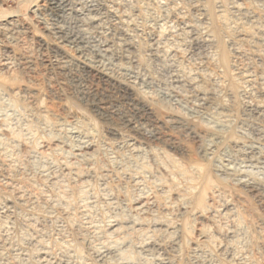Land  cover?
I'll use <instances>...</instances> for the list:
<instances>
[{"label": "rangeland", "instance_id": "obj_1", "mask_svg": "<svg viewBox=\"0 0 264 264\" xmlns=\"http://www.w3.org/2000/svg\"><path fill=\"white\" fill-rule=\"evenodd\" d=\"M58 1L0 0V264H264V204L239 192L264 189V0ZM79 63L178 148L105 119L92 103L125 99Z\"/></svg>", "mask_w": 264, "mask_h": 264}, {"label": "bare ground", "instance_id": "obj_2", "mask_svg": "<svg viewBox=\"0 0 264 264\" xmlns=\"http://www.w3.org/2000/svg\"><path fill=\"white\" fill-rule=\"evenodd\" d=\"M51 1V10L53 12V14L55 16L58 17V14L62 11L61 9V5L59 4L58 0H50ZM85 1V0H84ZM86 2V1H85ZM65 4V3H64ZM107 7V6H106ZM238 7V6H237ZM84 9V8H83ZM71 11V10H70ZM235 13V12H234ZM72 14V13H71ZM77 14V13H74ZM72 14V15H74ZM120 19V18H119ZM125 21V20H124ZM116 23V22H114ZM118 23V22H117ZM120 23V21H119ZM80 20L78 18V15H75L71 25H73L74 28L79 27L80 25ZM122 24V23H121ZM87 25H91V23H87ZM131 25V24H130ZM84 26V25H83ZM90 27V26H89ZM115 27V26H114ZM117 27V25H116ZM121 27V26H120ZM117 28V34L119 36L122 37V39H124V41L128 38V34L126 32V30H124L122 27ZM113 30V29H112ZM56 33L60 36V38H62V40L64 42H71L75 45H80L82 44V40L80 39V36L78 35H66L63 31L56 29L55 30ZM0 32L3 33L4 36L8 37V39L10 38L9 36L13 34L14 32V27H13V22L10 21H5V22H0ZM76 32V31H75ZM78 33V32H76ZM195 33V32H194ZM73 34V33H72ZM9 35V36H8ZM56 35V36H58ZM92 37V36H91ZM109 37V36H108ZM97 39V38H96ZM99 39V38H98ZM114 41V40H113ZM207 41V40H206ZM205 41V42H206ZM209 43V42H208ZM124 44V43H123ZM202 42H196V45H201ZM108 44L105 43L104 46H107ZM120 45V44H119ZM71 46V45H70ZM121 47V46H120ZM101 48V47H100ZM157 48V47H156ZM121 50V49H120ZM128 51V50H127ZM75 52V51H74ZM106 52V50L104 51ZM111 53V52H110ZM114 53V52H113ZM120 53V52H119ZM122 53V52H121ZM118 56V54H115ZM9 57V56H8ZM125 57V56H124ZM118 58H122L121 56H118ZM67 61V60H66ZM54 64V68L59 70L60 72H71V70H75V68H73L71 65H68L64 62H54L52 63ZM79 67L77 69H79L80 71H83L85 73H87L88 75L93 76L94 78H96L97 80L100 81L101 83V88L103 91H107V90H112L113 93L118 94L121 98H123L124 102V106H112V107H108L106 106L105 103H103L102 99L100 100H95V103H92L93 105H95V108L97 110H99L102 114V116L107 119V120H113V121H117V123L119 124V126L121 128L126 129L127 131H129L130 133H133L134 137L138 136L141 139H144L145 137H143V130L140 128L142 123H146L148 125V128L150 129L149 131H151V133L154 135V137L159 140V141H164L165 143L168 144L169 147L171 148H178V144L176 142V140L170 136L165 137L161 135V128L159 123L153 118L151 109L146 106L145 104H142L141 101H139L136 97L132 96L130 94L129 87L127 85H123V84H119L118 82H116L115 80H113L112 78H110L109 76H107L105 73H103L100 69L96 68V67H92L87 65L86 63H79ZM116 64V63H115ZM9 65V64H8ZM77 66V65H76ZM8 67V66H7ZM245 73V72H244ZM71 74V73H70ZM248 75V74H247ZM190 80V79H189ZM195 81V80H194ZM98 83V82H97ZM124 83V82H123ZM191 83V82H190ZM83 84V83H82ZM81 84V85H82ZM80 85V86H81ZM189 85V84H188ZM190 86V85H189ZM195 86V85H194ZM82 92H84L86 95L91 96L93 94V90L87 86H83L81 88ZM190 90V89H189ZM83 93V94H84ZM94 95V94H93ZM117 97V96H116ZM251 104V103H250ZM39 108V107H38ZM40 108H42V106H40ZM43 109V108H42ZM41 109V110H42ZM44 110V109H43ZM46 111V110H45ZM256 111V110H255ZM261 113V112H260ZM178 120V119H177ZM222 121V120H221ZM188 122V121H187ZM172 123V122H171ZM143 125V124H142ZM145 125V124H144ZM146 127V125H145ZM119 127H116L115 125H111L109 127V133L113 136H121L123 129H121ZM182 129V128H181ZM125 130V131H126ZM190 131V130H189ZM186 132V129H185ZM190 133V132H189ZM256 133V132H255ZM145 136V135H144ZM155 140V139H154ZM222 142V141H221ZM207 144V143H206ZM82 147V146H81ZM159 153V152H158ZM210 154V153H209ZM259 155V154H258ZM257 155V156H258ZM261 155V154H260ZM160 158H164L169 159V157L167 156L166 152H162L160 153ZM80 157V156H79ZM250 158V157H249ZM163 159V160H164ZM171 159V158H170ZM172 160V159H171ZM169 161V160H168ZM263 161V160H262ZM66 167H68L66 165ZM243 172V171H242ZM69 173V171H68ZM227 176V175H226ZM231 177V176H230ZM236 179V178H235ZM231 183V182H230ZM254 184V183H253ZM83 185V184H82ZM234 185V184H233ZM241 195H249L252 196L253 198L257 199L260 203L264 204V189L260 188V187H256L254 185L251 184H242L240 185V191ZM144 204H148V202L144 203ZM198 209L197 213L199 216H202L209 208V206L205 205V202L203 200V196L199 195L196 198V205H195ZM181 209L183 210V207H181ZM134 210V209H133ZM234 212V211H233ZM137 213V212H136ZM148 213V212H147ZM230 216V215H229ZM149 222V221H148ZM261 226H264V222H262L260 224ZM168 226V225H167ZM131 227V226H130ZM121 228V227H120ZM136 229V228H135ZM141 229V228H140ZM206 230V229H205ZM2 232V231H1ZM148 232V231H147ZM174 236V235H173ZM171 237V236H170ZM230 237V236H229ZM150 238V237H149ZM143 251H157L160 248V245L156 244V243H145L141 246ZM104 254V253H103ZM100 256V255H99ZM155 256V255H154ZM49 257V256H48ZM158 261V260H157ZM157 264V263H156ZM158 264H166L164 261H159Z\"/></svg>", "mask_w": 264, "mask_h": 264}]
</instances>
